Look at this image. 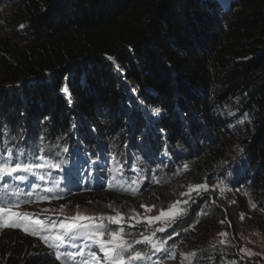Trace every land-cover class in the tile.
Segmentation results:
<instances>
[{
	"label": "trees",
	"instance_id": "1",
	"mask_svg": "<svg viewBox=\"0 0 264 264\" xmlns=\"http://www.w3.org/2000/svg\"><path fill=\"white\" fill-rule=\"evenodd\" d=\"M0 132L23 162L60 164L35 180L57 208L142 216L206 183L157 233L174 258L145 263L264 264V0H0ZM113 168L135 191L109 187ZM133 222L127 239L144 232ZM0 241L5 264H60L19 228Z\"/></svg>",
	"mask_w": 264,
	"mask_h": 264
},
{
	"label": "snow or ice",
	"instance_id": "2",
	"mask_svg": "<svg viewBox=\"0 0 264 264\" xmlns=\"http://www.w3.org/2000/svg\"><path fill=\"white\" fill-rule=\"evenodd\" d=\"M21 27L24 26L21 25ZM108 60H113V58L108 57ZM117 67L119 66L117 65ZM63 91L67 93V87ZM158 111V109H153V112ZM0 135H3V133L0 132ZM11 140H16V137L12 136ZM0 143L3 144V147L0 148V228H19L32 236H38L46 246L55 250V259L60 261V264H70L77 256L81 257L80 264H138L140 261L149 260L150 252L161 251L166 252L171 258H174L172 254L167 253L165 247L166 241L156 238L157 233L166 232L168 228L174 224H178L188 215L190 201H195L193 193L200 195L201 191L207 192L209 189L206 183L190 184L188 185V191L181 193L187 199H177L161 207L158 210V214L154 216L144 215L141 217L140 213L133 210V213L128 216L116 211L115 215L95 217L77 211L75 215L67 217L63 221L45 222L34 214L19 211L22 204H27L29 201L21 200V196L25 193L13 181L27 182L30 187L34 185V189L26 193L29 198L35 195L38 201L50 200V196L38 194L41 184L35 183V180L38 179L43 182L45 177L38 175L36 170L59 168L60 164L53 163L51 160L35 164L23 162L21 157L25 155V149H14L9 146L10 142L8 140L0 141ZM64 151L67 152L68 149L65 148ZM240 151L242 152L243 149ZM56 155H59V153H56ZM184 168L187 170L188 165L185 164ZM111 171L119 173L121 178L118 179L117 175H113L112 182L109 183L110 188L116 185L121 190L135 191L134 188L129 189L124 186L122 172L119 168H113ZM30 177L32 178L31 180ZM56 183L58 182L53 181L54 187L52 188L45 187L44 193L58 195L59 189L55 187ZM135 183L137 182H132L133 185ZM221 194H223V189L221 190ZM251 206L252 208L256 207L254 203ZM109 207L111 208L112 206L109 205ZM139 207L143 208L145 213H149L152 212L155 205L141 204ZM44 211L48 212L49 210L45 209ZM61 211H63V206L61 207ZM241 219H243V216H241ZM126 220L135 221L132 227H136L137 225L141 227L156 226L149 227L147 232L139 233L140 238L131 236V239H127L126 237L130 233L126 232L123 227ZM142 221H146V224H142ZM112 224L118 227L111 228L110 225ZM219 235L226 237L228 234L221 232ZM78 239L90 241L103 255H98L96 251L91 250L85 255V252L76 246L75 242ZM218 243L223 246L226 241L221 239ZM134 245H144L148 251H144L143 249L137 250ZM70 247L76 248V251H69ZM241 251L244 252L246 250L241 249ZM253 255L255 254L253 253ZM195 256V253H187L184 255V260L191 262Z\"/></svg>",
	"mask_w": 264,
	"mask_h": 264
},
{
	"label": "clouds",
	"instance_id": "3",
	"mask_svg": "<svg viewBox=\"0 0 264 264\" xmlns=\"http://www.w3.org/2000/svg\"><path fill=\"white\" fill-rule=\"evenodd\" d=\"M15 184H16V186L17 187H19V188H21V189H23V191H24V195H22L21 196V200L22 201H30L31 200V198H29L27 195H26V193L28 192V191H31V188H30V186H29V184L27 183V182H25V183H21V182H19V181H13ZM51 202V200H45V202L44 203H46L45 205H42L43 203H41V204H39L38 206H37V208H31V209H29V208H26V207H22L24 204H22V206H21V208L19 209V211H22V212H27V213H30V214H34L35 216H37L38 218H43L44 220H46V222H48V221H55V217H53L52 216V214H57V213H59L58 215L59 216H63L62 214H61V212L59 211V210H57V207L56 206H49V203ZM45 209H47V210H49L48 212H46L45 214H43L42 213V211H44ZM52 210H54V213H52L51 215H49V213L52 211ZM81 213H87V215H93V216H95V217H99V216H101L100 215V213H98V215H97V213H94V212H88L87 211V208H83L81 211H80ZM149 213H152V214H157L158 213V210H152V212H149ZM149 213H145V211H144V213L142 214V216H144V215H149ZM39 215V216H38ZM141 216V217H142ZM64 220V219H63ZM62 220V221H63ZM133 224H135V222H133L132 223V225ZM142 224H146V221H142ZM113 225V224H112ZM112 225H110V227H112ZM138 226H140V225H138ZM171 228V227H170ZM170 228L169 229H167V230H170ZM0 229H4V230H14V228H0ZM139 231H141V230H139ZM148 231V227H144V232H147ZM166 232H168V231H166ZM166 232H162L163 234H165ZM161 233V234H162ZM158 239V238H157ZM38 245L40 246V247H44V244H40V242H38ZM143 247V250L145 251L146 250V248H145V246L144 245H141V248ZM44 254H47V256L49 257V258H52V259H55V257H54V255H53V252L51 251V249H50V251L48 250V251H45L44 252ZM140 262H142V261H140ZM71 264H73V262H70ZM154 264H156V263H154ZM157 264H163V263H157Z\"/></svg>",
	"mask_w": 264,
	"mask_h": 264
},
{
	"label": "rangeland",
	"instance_id": "4",
	"mask_svg": "<svg viewBox=\"0 0 264 264\" xmlns=\"http://www.w3.org/2000/svg\"><path fill=\"white\" fill-rule=\"evenodd\" d=\"M225 190L223 189V192H224ZM208 192V191H207ZM207 192H204V191H201V194L202 193H207ZM196 195V194H195ZM76 205V206H75ZM75 205H73V206H75V207H68V206H64L63 205V211H61V207L62 206H60V207H58L57 208V210H59L60 212H61V214L65 217V218H67V217H71V216H73V215H75L76 213H77V211H81L83 208H87V210H89V211H92V210H94L92 207H90V206H87V204H85V203H82V204H75ZM42 213L43 214H45L46 212L45 211H42ZM51 213H54V211H51ZM81 213V212H80ZM83 214H86L87 215V213H83ZM158 214V213H157ZM157 214H152V213H149V215L148 216H154V215H157ZM157 223H159V222H157ZM156 226V225H155ZM169 229V228H168ZM225 233H227L226 231H225ZM228 234V233H227ZM251 235L253 236V238L255 237L254 236V234L253 233H251ZM221 239H224L225 241H227V239H228V235L226 236V237H221L220 235L218 236V240H221ZM252 240H254V239H252L250 236H249V238H248V243H249V245H244V246H241L240 247V249H244V250H246V251H244L243 253H245V254H248V255H250L251 253H252V250H251V247H250V245L252 246V244H253V241ZM4 242L3 241H0V249L3 247V244ZM247 243V244H248ZM253 247V246H252ZM1 251V250H0ZM0 264H5V259H4V257L0 254ZM260 264V263H259Z\"/></svg>",
	"mask_w": 264,
	"mask_h": 264
}]
</instances>
